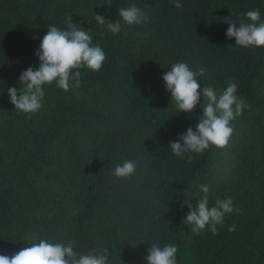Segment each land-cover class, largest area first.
<instances>
[{
    "label": "trees",
    "instance_id": "trees-1",
    "mask_svg": "<svg viewBox=\"0 0 264 264\" xmlns=\"http://www.w3.org/2000/svg\"><path fill=\"white\" fill-rule=\"evenodd\" d=\"M179 2L177 9L173 0H0V34L29 40L0 44V254L39 239L74 240L82 254L107 248L109 264H147L157 243L177 247V264H264V47H235L224 23L231 16L239 24L252 10L264 22V0ZM133 4L147 24L122 22L112 34L95 21L115 22L118 9ZM69 16L104 50L102 70H80L81 87L68 92L43 86L35 114L14 110L7 89L38 67L48 27L66 30ZM177 62L206 68L200 92L237 84L248 107L231 122L227 149L184 159L169 150L203 114L199 104L185 114L171 103L161 77ZM123 159L138 168L116 180L113 166ZM202 184L212 186L210 206L230 197L240 209L217 235L207 227L194 235L183 222Z\"/></svg>",
    "mask_w": 264,
    "mask_h": 264
},
{
    "label": "clouds",
    "instance_id": "clouds-1",
    "mask_svg": "<svg viewBox=\"0 0 264 264\" xmlns=\"http://www.w3.org/2000/svg\"><path fill=\"white\" fill-rule=\"evenodd\" d=\"M174 7L179 9L183 5L179 0H173ZM151 8V6H146ZM119 19L115 22L106 21L102 15H96L98 25L107 26L112 34L121 31L122 22L132 26L145 25L149 22V15L136 5L118 9ZM67 28L61 30L56 26H49L46 35L42 38L35 55L39 60L36 68L28 67L19 76V87H9L7 95L9 102L23 114H35L42 108L45 85L56 86L68 92L70 88H80L82 77L80 70L93 73L102 70L106 54L102 47L93 45L91 31H86L74 23L72 17L65 21ZM228 24L225 36L235 40V47L262 48L264 47V22L261 21L258 10L248 11L246 18L239 24L231 16L224 20ZM206 68L190 69L185 62L172 64L161 79L165 83V90L171 94V103L178 112L192 114L199 104L202 116L195 125V131L190 126L177 141L169 144L171 153L184 159L186 153L202 154L205 150L214 148L225 150L233 136L232 121L243 114L248 107L242 97L236 95L238 88L235 81H229L227 87L217 92L212 86H204L198 91L201 84L198 77H203ZM202 97V102H201ZM223 154V153H222ZM191 156H189V161ZM138 162L132 159H123L115 163L112 176L116 180L131 178L137 171ZM211 185L202 184L199 192L202 195L196 199L195 207L187 205L188 212L184 224L190 226L194 235H200L207 227L212 235H217L219 228L224 226V218L233 212H240L234 207L229 198L215 200L210 206ZM229 232L235 230V225L229 227ZM76 242H49L47 239L33 241L30 247L21 249L13 255L0 254V264H109L107 248H95L81 253ZM175 245L167 244L163 247L153 243L147 249L145 257L147 264H177Z\"/></svg>",
    "mask_w": 264,
    "mask_h": 264
},
{
    "label": "rangeland",
    "instance_id": "rangeland-1",
    "mask_svg": "<svg viewBox=\"0 0 264 264\" xmlns=\"http://www.w3.org/2000/svg\"><path fill=\"white\" fill-rule=\"evenodd\" d=\"M11 38H17L19 40H24L26 42H29V40L24 38V37H17V36L0 34V44L7 41L8 39H11Z\"/></svg>",
    "mask_w": 264,
    "mask_h": 264
}]
</instances>
